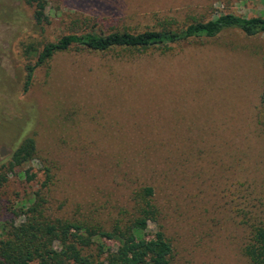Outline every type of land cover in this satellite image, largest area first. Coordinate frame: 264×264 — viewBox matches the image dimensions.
<instances>
[{
  "label": "rangeland",
  "instance_id": "obj_1",
  "mask_svg": "<svg viewBox=\"0 0 264 264\" xmlns=\"http://www.w3.org/2000/svg\"><path fill=\"white\" fill-rule=\"evenodd\" d=\"M26 1L0 0V173L25 138L37 152L0 179V220L20 222L40 197L52 219L131 221L151 187L160 216L145 234L162 227L172 264H249L251 224L264 222L263 35L73 47L25 86L27 66L66 35L264 18V0H45L42 24Z\"/></svg>",
  "mask_w": 264,
  "mask_h": 264
},
{
  "label": "trees",
  "instance_id": "obj_2",
  "mask_svg": "<svg viewBox=\"0 0 264 264\" xmlns=\"http://www.w3.org/2000/svg\"><path fill=\"white\" fill-rule=\"evenodd\" d=\"M26 2L35 8L34 18L38 24L47 20L45 0ZM228 30H238L248 37L264 36V18L226 13L177 28L168 23L159 30L66 35L57 42L45 45L37 62L27 66L25 88L29 89L38 67L47 64L55 54L73 47L96 52L146 50L152 47L166 51L172 44L214 38ZM36 152L35 140L25 138L1 169L4 173L13 174L16 169L31 162ZM4 173H0V179H5ZM153 197L154 189L145 188L135 198V217L131 221L115 218L109 225L95 220L74 222L52 219L47 215L40 197L26 200L21 206L23 218L20 222L0 220V264H172L173 246L162 227L159 225L152 236L145 234L150 222H159L160 212L153 203ZM250 229L251 236L244 245L243 255L249 264H264V222L251 224Z\"/></svg>",
  "mask_w": 264,
  "mask_h": 264
}]
</instances>
